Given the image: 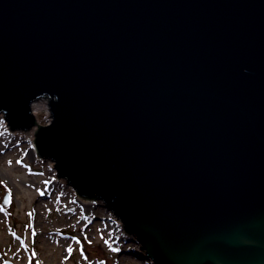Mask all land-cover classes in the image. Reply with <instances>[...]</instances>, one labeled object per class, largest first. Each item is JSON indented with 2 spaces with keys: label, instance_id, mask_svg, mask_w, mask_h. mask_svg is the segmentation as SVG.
<instances>
[{
  "label": "water",
  "instance_id": "1",
  "mask_svg": "<svg viewBox=\"0 0 264 264\" xmlns=\"http://www.w3.org/2000/svg\"><path fill=\"white\" fill-rule=\"evenodd\" d=\"M44 95L39 155L154 264H264V0H0V115Z\"/></svg>",
  "mask_w": 264,
  "mask_h": 264
},
{
  "label": "rangeland",
  "instance_id": "2",
  "mask_svg": "<svg viewBox=\"0 0 264 264\" xmlns=\"http://www.w3.org/2000/svg\"><path fill=\"white\" fill-rule=\"evenodd\" d=\"M48 104L47 98L35 103V124L22 130H33L35 140L40 128L50 123ZM2 116L0 264H29V258L31 264H154L103 201L79 196L57 175L53 161L41 157L38 150L31 153L34 139L15 134L18 130L9 129Z\"/></svg>",
  "mask_w": 264,
  "mask_h": 264
},
{
  "label": "bare ground",
  "instance_id": "3",
  "mask_svg": "<svg viewBox=\"0 0 264 264\" xmlns=\"http://www.w3.org/2000/svg\"><path fill=\"white\" fill-rule=\"evenodd\" d=\"M44 98H47L48 99V101H49V110H50V113H51V120H52V112H51V107H50V99H49V97L48 96H42V97H40L39 98V100H37V101H35L34 103H32V110H35V103H37V102H39L41 99H44ZM33 115H35V112L33 111ZM1 118L3 117L2 116V114H1V116H0ZM51 120H50V122H51ZM47 125H49V124H47ZM47 125H45V126H47ZM7 127L9 128V125L7 124ZM43 127V126H42ZM10 129V128H9ZM15 134H22L23 136H25V137H27V138H30V139H34V133H33V130H29V131H27V132H25V131H22V130H18L17 132H15ZM36 141H37V139L35 140H32V143L35 145V147H36ZM35 147H33L32 149H31V153L32 154H34V155H36V153H37V147L35 148Z\"/></svg>",
  "mask_w": 264,
  "mask_h": 264
},
{
  "label": "snow or ice",
  "instance_id": "4",
  "mask_svg": "<svg viewBox=\"0 0 264 264\" xmlns=\"http://www.w3.org/2000/svg\"><path fill=\"white\" fill-rule=\"evenodd\" d=\"M17 162L19 163L20 161L18 160ZM9 163H11V161H9ZM0 183H3V181H0ZM9 192H10V190H9ZM8 201H9V198H6V199H5V203H8ZM29 215H31V213H29ZM13 235L15 236L16 234L13 233ZM33 235H35V232H34V231H33ZM102 238H103V236H102ZM73 239H74V240H77V242L79 243V239H78L77 237H73ZM85 239H87V236H85ZM90 242H91V241H89V243H90ZM105 242H106V243H110V242L107 241V240H105ZM22 243H23V242H22ZM115 250L118 251V249H115ZM18 251H19V250H18ZM67 251H68L69 253L72 251V248H71L70 245H69ZM81 251L83 252V249H82V248H81ZM33 255H34V253H33ZM65 259H67V257H65ZM85 259H87L86 256H85ZM4 264H11V261H4ZM29 264H31V258H29ZM36 264H39V261H37ZM90 264H91V262H90ZM99 264H104V262H103V261H100Z\"/></svg>",
  "mask_w": 264,
  "mask_h": 264
}]
</instances>
